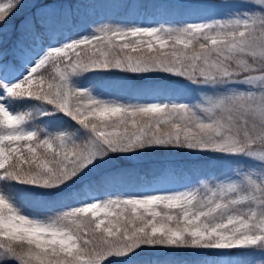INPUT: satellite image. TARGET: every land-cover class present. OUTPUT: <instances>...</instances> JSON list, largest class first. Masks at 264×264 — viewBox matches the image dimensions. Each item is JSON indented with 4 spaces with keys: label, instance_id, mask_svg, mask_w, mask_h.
Returning <instances> with one entry per match:
<instances>
[{
    "label": "snow or ice",
    "instance_id": "snow-or-ice-1",
    "mask_svg": "<svg viewBox=\"0 0 264 264\" xmlns=\"http://www.w3.org/2000/svg\"><path fill=\"white\" fill-rule=\"evenodd\" d=\"M21 7L0 2V24ZM216 8L227 17L206 14ZM49 9L25 21L33 43L55 25L76 35L0 56V264H129L145 246L194 250L174 264L231 250L264 264V0L202 2L190 19L149 25ZM115 73L128 90L115 98L79 83ZM184 87L201 95L182 100ZM180 150L228 159L235 175L166 192L114 187L133 179L125 162ZM21 193L43 218L18 207ZM81 193L89 198L58 210Z\"/></svg>",
    "mask_w": 264,
    "mask_h": 264
},
{
    "label": "rangeland",
    "instance_id": "rangeland-1",
    "mask_svg": "<svg viewBox=\"0 0 264 264\" xmlns=\"http://www.w3.org/2000/svg\"><path fill=\"white\" fill-rule=\"evenodd\" d=\"M37 0H23V7H21L14 15H12L3 24H0V56H6L7 62H12L14 54L17 52L18 43L21 46L25 44V53L28 56L32 55V50H39L41 44L45 47L49 43H55L57 39L66 38L69 36H75L77 29L69 31L67 28H62L59 25H55L53 30L49 31L48 34L41 41L37 39L33 43L32 30L29 26L25 25V21L34 18L38 10L43 5H38L37 8L33 7V4ZM0 2H6V0H0ZM133 3H127L124 12L130 15L128 18H123V15L119 11H106L105 7L95 8L93 0H86L87 6H81L79 3H74L70 8L76 10V14L79 16L81 21H87L88 19L96 20L99 22H136L144 25L163 23V22H175L182 19L192 18L191 12L195 8H202V2L223 4V3H239L241 0H157L154 7L146 8L138 5L136 1ZM49 8V5H45ZM66 8V7H63ZM50 12V11H49ZM123 12V13H124ZM214 13L217 18H226L228 10L226 8H216L207 10L206 14ZM21 14L19 17L18 15ZM22 14H25L23 16ZM23 59V57L21 58ZM82 86L90 87L94 93H101L106 97L115 98L121 94V92H127L122 88H114L110 85L102 84L101 78L95 80L89 78H83L79 81ZM182 83V82H180ZM180 99L182 100H194L198 98L201 93L191 87H184L179 89ZM15 109H19L15 106ZM37 126V125H35ZM65 126H67V120L65 119ZM148 156L149 153H146ZM153 156L161 159V164L156 172L147 177H142L137 183L133 184H119L115 185L116 188H124L125 190H141L149 192H166L184 190L186 188H193L199 185L201 181L210 184H215L219 178L227 175H235L237 165L230 160L221 166L213 169H209L208 172L195 173L185 165L186 159H191L195 154L185 151H159L152 153ZM140 157V156H139ZM137 158V157H135ZM219 161V160H217ZM87 191L91 194H98L102 198H108L105 193H96L94 188H88ZM87 195L81 193L79 199L69 197L68 201H60L58 210H64L70 207L77 206L80 200L88 199ZM18 207L23 212H27L32 215H39L43 218V213L40 210L37 200L27 198L26 201H18ZM148 253H154L156 251L168 250L174 252L177 261L189 260L194 250L188 249H168L162 247H147ZM206 255L214 256L209 257L215 259L213 264H243L246 260H252L259 258V252L255 250H231V252L224 251L219 253H206ZM153 256V255H152ZM180 257V258H178ZM230 257V259H229ZM127 259V258H118Z\"/></svg>",
    "mask_w": 264,
    "mask_h": 264
},
{
    "label": "trees",
    "instance_id": "trees-1",
    "mask_svg": "<svg viewBox=\"0 0 264 264\" xmlns=\"http://www.w3.org/2000/svg\"><path fill=\"white\" fill-rule=\"evenodd\" d=\"M93 1L95 7H102L103 5H105L106 10L108 11L109 10L114 11L115 10L114 7H117V10L123 15V18L130 17L129 14L124 12L125 7H127V3L122 2V0H93ZM132 1H136V3H140V5L146 6L151 9L154 7V5H157L156 4L157 0H132ZM74 3H79L81 6H85L87 4L86 0H37V2L33 4V7L36 8L37 5H43L41 9H45L46 4H48L49 6L55 4V5H59L60 7L70 8V6ZM47 9L51 11L49 8ZM20 15L21 14H19L18 16ZM22 15L25 16V14ZM121 79H122L121 74L115 73L111 76L102 77L101 82H103L104 84H112L114 86H119L116 83V81H119ZM15 106L19 109V111L31 110V106L28 104L17 103ZM44 122L46 121L38 120L36 123L37 126L43 127L45 125ZM146 153H149V155L145 157V155H147ZM152 153L154 152L146 151L142 156L133 158L130 162H125L124 166L131 169V171L134 173L133 179L130 183L137 181L142 176H149L158 169L160 163L159 162L155 163ZM196 163H197V167L200 168L201 170L206 169L211 165L219 164L218 162L215 163L213 162L212 155H201V157L196 158ZM100 171H103V169H101ZM100 171H98L93 175L98 176L100 174ZM27 198L36 200V198L34 197H29L21 193V196L18 199V201L23 200L25 202ZM68 200L69 197H65L61 201H68ZM138 252L139 255L133 257L129 261V264H174V262H176L177 260V258L175 257V253L169 252L168 250H163V251L154 250V253H148V249L144 248L142 251L138 250ZM194 258L195 257H191L190 259H194Z\"/></svg>",
    "mask_w": 264,
    "mask_h": 264
}]
</instances>
